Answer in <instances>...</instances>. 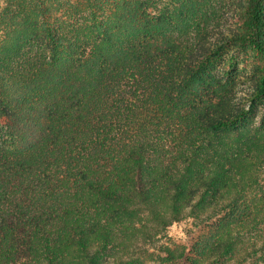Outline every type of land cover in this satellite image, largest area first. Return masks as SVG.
Wrapping results in <instances>:
<instances>
[{"label": "trees", "instance_id": "obj_1", "mask_svg": "<svg viewBox=\"0 0 264 264\" xmlns=\"http://www.w3.org/2000/svg\"><path fill=\"white\" fill-rule=\"evenodd\" d=\"M201 2L101 1L69 28L22 5L0 36V264H264V0L238 29ZM229 43L260 55L251 90L219 71Z\"/></svg>", "mask_w": 264, "mask_h": 264}, {"label": "rangeland", "instance_id": "obj_2", "mask_svg": "<svg viewBox=\"0 0 264 264\" xmlns=\"http://www.w3.org/2000/svg\"><path fill=\"white\" fill-rule=\"evenodd\" d=\"M51 6L54 14L53 18L65 23L66 27L74 26L81 23L83 19L90 14L92 15V7L98 8L99 2H104L106 9L110 8L114 0H45ZM162 1V0H161ZM244 0H202V7L205 11L203 18L206 20H214L220 23L222 28L238 29L242 23L238 16V7ZM36 0H0V36L4 33L6 27L11 24L22 23L19 9L23 10L22 5ZM52 18V19H53ZM20 20V21H19ZM37 48V47H36ZM26 49H30L29 46ZM220 72H224L229 65L235 66L232 72L236 75L238 86L244 90H251L254 87L255 79L253 77V69L257 62L261 61L260 55L254 53L253 50L243 47H237L231 43L227 44L221 53ZM242 91L239 97L243 96ZM113 256L108 262L116 264Z\"/></svg>", "mask_w": 264, "mask_h": 264}]
</instances>
